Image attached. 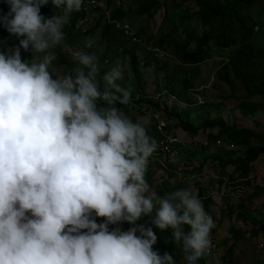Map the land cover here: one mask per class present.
Segmentation results:
<instances>
[{
	"label": "clouds",
	"instance_id": "1",
	"mask_svg": "<svg viewBox=\"0 0 264 264\" xmlns=\"http://www.w3.org/2000/svg\"><path fill=\"white\" fill-rule=\"evenodd\" d=\"M4 2L0 25L19 43L0 52V264H177L154 250L152 226L171 229L186 264L211 254L215 222L198 195L174 188L160 197L145 179L156 131L148 118L131 120L117 107L133 99L118 83L120 63L103 75L102 90L89 40L86 50L63 46L75 64L69 72L49 70L64 25L92 14L81 12L85 0ZM45 5L58 14L46 18ZM144 216L152 226L137 223ZM123 222L129 229L114 228Z\"/></svg>",
	"mask_w": 264,
	"mask_h": 264
},
{
	"label": "rangeland",
	"instance_id": "2",
	"mask_svg": "<svg viewBox=\"0 0 264 264\" xmlns=\"http://www.w3.org/2000/svg\"><path fill=\"white\" fill-rule=\"evenodd\" d=\"M157 1L162 2L164 0ZM1 2L2 0H0ZM141 2V0H99V7L102 10L88 16V21L84 26V28L92 31L97 26L101 15L106 16L101 26H98L94 34L88 38V40L92 41V48L89 52L95 53L100 63L98 80L102 90L105 87L102 80L103 75L119 62L123 72V79L118 81V83L135 94L134 77L131 70L133 52L138 67L142 72V87L145 88L146 95L136 94L132 99L131 105L126 106L122 111L124 115L135 121L144 117L148 118L147 115L156 110L159 111L160 115L166 114L164 110L169 114H173L172 111L174 109L179 112L186 110V106L182 109V105L178 107V103L176 105L168 101V104H166V97L161 100L162 105L160 108L155 109L151 105L155 103L152 100L157 98L161 90L170 93L165 87V74L174 75L178 73L181 67V63L175 58L170 48L166 49L163 47L164 50L157 46L158 44H155L162 35H170L169 38L176 37L183 40L188 34H195L201 30L198 19L192 16L193 12L197 11L193 3L178 1L175 4L172 0H169L166 6L160 7L154 18H147L145 14L140 18H136L134 11L141 7ZM119 5L129 12L128 17L122 19L121 22L129 24L134 31L141 32L139 36L143 35L150 43L145 45L142 40L141 42L132 41V39L124 35V30L117 26L113 27L108 23V19H111L114 10ZM55 14L58 13L56 12ZM95 14H97V17L94 18ZM249 16L255 17L259 25L255 27L253 38L251 39L253 46L249 49L250 65L244 68V73L248 77L260 79L264 77V0L251 9ZM79 22L75 25V30H80ZM105 29L106 33H104ZM150 37L152 38L150 39ZM209 41L212 42V39ZM18 43L19 39L17 37H4L0 43V52L7 53ZM135 43L143 46V48L135 45ZM244 43L246 42H239L238 45H243ZM65 44L71 46L67 40H64L61 45L50 49L57 57L49 69L54 75H64L75 67L71 55L63 51ZM148 45L159 47L165 54H156V52L147 48ZM133 46L135 47L134 49ZM164 46L167 47V41ZM191 47H194L192 42L190 43ZM234 50H236L235 47H219L212 51L210 58L204 62L193 67L183 66L186 69V76L193 82V104L189 111H184V116L191 112L194 117H192L190 122L196 126H199L201 120L208 116L204 114L205 109H200L202 105L197 103L196 98L200 97L204 102L203 105L212 106L216 110L209 117H214L218 114L229 125L234 123L239 128L246 127L264 135V98L262 99L261 96L247 98L248 91L244 85V80L240 76V72L232 66V55H236L233 53ZM148 51L151 52L152 56H150ZM106 59L108 63H105ZM29 63H31V60H29ZM224 68L228 71L229 81L219 80L215 77V73ZM156 71L157 73H155ZM173 100L180 102L177 96L172 98ZM244 101L247 103L246 110L245 106H243ZM102 103L103 101L99 102L101 106L104 105ZM176 122L177 132L180 131L182 133L181 137L185 139L186 146L181 149L180 157L172 163L161 160L162 163L160 165V163L149 161L145 179L151 186L152 191L158 196L164 197L167 193L174 191V188L179 185L192 190L198 195L205 211L215 222L211 239L215 240L217 244L218 257L225 255V250L230 246L229 240H232V238L229 229L234 228V230L242 231V236L236 241L237 246L232 256L234 263L264 264V232L261 231L259 234H255L257 227L254 225L255 223L264 225V155L260 156L252 165L253 172L248 176V180L236 179V177L231 179L229 178L230 173L227 172L231 170V167L221 169L219 164H214L210 160L207 163L204 162L218 151L204 149L201 146V142L203 144L206 140L204 137H207L209 143L215 142L213 139L210 140L209 136H215L217 128H214L208 134L200 132L198 138L194 139L195 142H192L190 138L193 135L185 132L178 121ZM149 125H154V123L149 122ZM152 137L155 140L160 139L158 133L152 134ZM224 141L229 142L228 139ZM262 144L264 146V141H252L251 146L261 147ZM227 153L231 154L228 157L229 159H243L251 151L250 148H245L244 146H235L233 152ZM222 156L225 157V154ZM230 211L231 214L229 215ZM239 216H244L245 218L243 217L244 219H242ZM137 223L152 226L148 216L142 217ZM126 224L125 227H121V230H124V228L129 229L131 225L127 222ZM152 227L158 237L157 243L153 248L159 251L162 245L165 244L168 235L165 231H160L155 226ZM169 231L171 234V229ZM226 240H228V243H224ZM173 255L177 264H186L183 259L184 254L181 246L176 243L173 245Z\"/></svg>",
	"mask_w": 264,
	"mask_h": 264
},
{
	"label": "trees",
	"instance_id": "3",
	"mask_svg": "<svg viewBox=\"0 0 264 264\" xmlns=\"http://www.w3.org/2000/svg\"><path fill=\"white\" fill-rule=\"evenodd\" d=\"M134 1V0H132ZM141 7L134 11V15L136 18L142 17V15H146L147 18H154L160 7L166 6L169 0L157 1V0H141ZM173 3L176 4L178 1H182L184 3H193L197 11H194L192 16L196 17L201 25V30L195 34H188L185 39H180L176 37H170V35H162L157 39V46L166 49L170 48L175 58L181 63V67L178 73L174 75L165 74V87L166 89L174 96H177L178 99L182 102L183 107L186 106V110H181L180 112L177 110H173V114H169V117L173 118L175 121H178L179 125L182 129L193 135V137H197L200 132H204L208 134L214 128H217V134L215 136H209L210 140L217 139H228L229 142L235 144L237 147L244 146L245 148H250L251 153L243 158V159H229L231 156L230 153L225 151H218L214 153L215 155L209 157V159L204 162L207 163L209 160L219 164L221 169L227 167H231L229 172V178L233 179H245L248 180V176L253 172L252 165L255 161H257L260 156L264 155V146L262 144L261 147H253L251 146L252 141H264V135L258 134L254 130L242 127L239 128L234 123L229 125L227 124L219 115H215L214 117H209V115L215 111V108L209 105L200 106V109H205V113L208 116H205L203 120H201V124L196 126L192 124L190 121L192 119L193 114L189 112V114L184 116V111H189L193 104V82L190 78L186 76V69L183 66H196L205 60L209 59L212 55V51L219 47H235L236 50L233 51L236 55H232V66L234 69L240 72V76L244 80V85L247 88L248 95L247 98H251L253 96H261L264 98V77L260 79L256 77H248L247 74L244 73L245 67L250 65L249 49L253 46L251 44L253 34L255 31V27L259 25L256 21V18L253 16H249L251 9L255 7V5L259 4L262 0H172ZM9 11L8 5L3 1L0 3V15L6 14ZM100 12L101 10L98 9ZM57 10L52 5H45L41 7V14L47 17L48 14L51 16L53 13H56ZM129 12L124 10L121 5L116 8L111 16V20L121 21L124 18H127ZM78 17H83L77 15L75 18L70 20V24L64 26L63 32L69 36V42L71 44H76L77 42H83V40H87L94 34L96 28L101 26V23L105 21V15H101L97 26L92 29V31H88L85 35H82L80 31L75 30L74 26L78 21ZM109 23V22H108ZM110 24V23H109ZM108 24V25H109ZM107 25V27H108ZM113 26L112 24H110ZM114 27V26H113ZM107 29V28H106ZM105 29V32L106 31ZM141 32H137L138 36ZM152 36V35H151ZM4 37H13L16 36L11 35L7 32V30L0 25V43ZM142 42L146 45L150 43L147 41L143 35L139 36ZM152 37H150L151 39ZM129 39H131L129 37ZM212 39V42L209 40ZM167 41V47L164 46ZM246 42L243 45H238L239 42ZM152 42V41H151ZM194 45V47L190 48V43ZM138 45V43H135ZM143 48V46L138 45ZM135 47L133 46V49ZM164 49V48H163ZM169 49V50H170ZM165 50V49H164ZM167 51V50H166ZM168 52V51H167ZM150 56H152L151 52L148 51ZM211 54V55H210ZM21 57L24 61L32 60L33 54L31 52H24L21 50ZM240 66V68H238ZM131 70L133 72V80H134V91L135 94L131 91V97L133 98L136 94L146 95V90L142 87V72L138 67V64L134 58V54L132 52V62H131ZM157 73V71L155 72ZM215 77L219 80L224 79L229 81L228 71L226 68L221 69V71L215 73ZM122 87V86H121ZM125 88V87H123ZM128 89V88H125ZM246 98V97H245ZM197 103L198 99L196 98ZM102 104H105L103 101ZM152 106L155 109L160 108L159 104L152 103ZM201 105V104H200ZM246 101H244L243 106H245L246 110ZM120 109L126 108L124 105H117ZM249 115V114H248ZM157 133V131H156ZM255 148V149H253ZM258 148V149H257ZM225 154V157L222 155ZM193 173V172H191ZM183 187L179 185L176 190H179ZM264 188V187H263ZM239 205V204H238ZM237 205V206H238ZM236 206V207H237ZM242 207V206H240ZM231 214V211L229 215ZM244 216H239V218H243ZM104 218L97 217L96 220L98 223L103 222ZM256 222V221H254ZM257 231L255 234H259V232H264V225H257ZM111 230V228L109 227ZM185 230H188L187 226H185ZM168 237L166 238L165 244L159 250V254L163 255L165 252H169L173 255V239L171 237L170 231H165ZM229 232H231L230 246L225 250L224 259L228 262V264H235L233 261V253L236 249V241L242 236V231L234 230V228H230ZM224 243H228V240L224 241ZM174 256V255H173ZM211 262L210 256H203L197 260L196 264H208Z\"/></svg>",
	"mask_w": 264,
	"mask_h": 264
},
{
	"label": "built area",
	"instance_id": "4",
	"mask_svg": "<svg viewBox=\"0 0 264 264\" xmlns=\"http://www.w3.org/2000/svg\"><path fill=\"white\" fill-rule=\"evenodd\" d=\"M98 1L99 0H85L84 6L81 12L88 16L91 13L97 11V9L100 8ZM87 21H88V17H84L79 22L81 26L80 28L81 32L86 31V28H84V26ZM108 21L113 26H117L121 28L122 30H124L123 31L124 35L127 37H130L132 41L141 42V39L138 36L137 32L134 31L129 24L125 22L117 21V20L114 21L111 19H108ZM75 48L83 49V50L87 49V48H83L79 46H76ZM147 48L151 51L156 52V54L158 55L165 54V52L162 49H160L159 47L155 45H148ZM164 97H166L167 99L165 101L166 104H168V101H171V104H176V105L177 103L179 104L177 100L172 101V98L175 97L174 95H171L170 93L165 92L163 90H161L157 98L152 101H154L155 103L161 106L162 105L161 100ZM197 99H198L199 105L203 104V101L201 100L200 97ZM164 112L166 113L165 115H160L159 111L156 110L152 112L151 114L147 115L149 122L154 123V125H150L151 128L157 131L158 134L161 136L160 139H156L158 147L156 151L153 153V155L150 157V159L154 161V163H160V165L162 163L161 160H164L163 162H169V163L174 162L176 159L180 157L181 149L185 148L186 146L185 139H183L179 134H176L173 130V126L176 124V121L173 118L169 117V113H167L165 110ZM201 146L204 149H207V150L212 149L213 151H220V150L223 151L224 150L226 152H233L235 150V146L233 143L225 142L223 139L221 140L218 139L214 143H209L206 138L203 144L201 142ZM212 242H213V248L211 250V254L206 255V256L211 257V262L208 264H215V261L217 259H219L220 264H228L226 259H224V255H222L220 258L218 257V253L216 251L217 244L215 240L213 239H212Z\"/></svg>",
	"mask_w": 264,
	"mask_h": 264
},
{
	"label": "water",
	"instance_id": "5",
	"mask_svg": "<svg viewBox=\"0 0 264 264\" xmlns=\"http://www.w3.org/2000/svg\"><path fill=\"white\" fill-rule=\"evenodd\" d=\"M3 1H4V0H2V2H3ZM49 16H51V15L48 14L46 18H48ZM88 31H89V30L86 28V31H85V32L82 31L81 34H82V35H85ZM65 40H67V42H69V36H68L67 34H65ZM88 41H89V40L87 39V40H83V42H77L76 44H71V42H69V43H70L71 45H73V46H79V47H83V48H85L84 46H85V44H86Z\"/></svg>",
	"mask_w": 264,
	"mask_h": 264
},
{
	"label": "crops",
	"instance_id": "6",
	"mask_svg": "<svg viewBox=\"0 0 264 264\" xmlns=\"http://www.w3.org/2000/svg\"><path fill=\"white\" fill-rule=\"evenodd\" d=\"M180 135H182V133H180V131L178 132ZM189 134V133H188ZM191 135V134H190ZM127 224H126V222H123V223H121L120 225H118V226H115L114 228H116V227H125Z\"/></svg>",
	"mask_w": 264,
	"mask_h": 264
}]
</instances>
